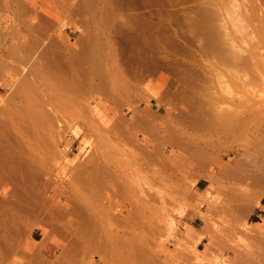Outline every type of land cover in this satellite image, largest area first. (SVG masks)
<instances>
[{"label":"rangeland","instance_id":"374dc122","mask_svg":"<svg viewBox=\"0 0 264 264\" xmlns=\"http://www.w3.org/2000/svg\"><path fill=\"white\" fill-rule=\"evenodd\" d=\"M0 56V264H264V0H0Z\"/></svg>","mask_w":264,"mask_h":264},{"label":"bare ground","instance_id":"6f19581e","mask_svg":"<svg viewBox=\"0 0 264 264\" xmlns=\"http://www.w3.org/2000/svg\"><path fill=\"white\" fill-rule=\"evenodd\" d=\"M231 2V1H230ZM9 3V2H8ZM3 4V3H2ZM226 4H227V2H226ZM223 5V4H222ZM229 5V4H228ZM237 6V5H236ZM232 7V6H231ZM234 8V7H233ZM217 9H218V7H217ZM28 10H29V7H28ZM30 11V10H29ZM210 11V10H209ZM212 11V10H211ZM229 11V10H228ZM207 12V11H206ZM209 13V12H208ZM221 13V12H220ZM234 13H235V11H234ZM222 14V13H221ZM239 15L237 12L235 13V15ZM241 14V13H240ZM234 15V16H235ZM202 16V15H201ZM220 16V15H219ZM231 17V16H230ZM32 18V17H31ZM211 18V17H210ZM213 18V17H212ZM237 18V17H236ZM218 19V18H217ZM222 19H223V16H222ZM36 20V19H35ZM234 23V22H233ZM37 25V24H36ZM40 25V24H39ZM217 25V24H216ZM215 25V26H216ZM221 25V24H220ZM222 26V25H221ZM36 27V26H35ZM33 28V27H32ZM38 27H36L35 29H37ZM49 28V27H48ZM234 28V27H233ZM34 29V28H33ZM34 29V30H35ZM31 30V29H30ZM40 30H41V28H40ZM223 30V29H222ZM237 32V31H236ZM236 32H235V34H236ZM207 33V32H206ZM36 34V33H35ZM40 34V33H39ZM46 34V33H45ZM227 35V34H226ZM225 35V36H226ZM32 36V35H31ZM41 36V35H40ZM212 36V35H211ZM38 37V36H37ZM157 37V36H156ZM228 37V36H227ZM226 37V38H227ZM239 37V36H238ZM34 38H36V37H34ZM152 38V37H151ZM231 38V37H230ZM8 39V38H7ZM47 39V38H46ZM155 39V38H154ZM228 39V38H227ZM241 39V38H240ZM243 39V38H242ZM26 40V39H25ZM52 40V39H51ZM209 40V39H208ZM231 40V39H230ZM229 39L228 40H226L227 42L228 41H230ZM53 41V40H52ZM220 42V41H219ZM213 43V42H212ZM221 43V42H220ZM225 43V42H224ZM230 43V42H229ZM228 43V44H229ZM232 43V42H231ZM27 44V43H26ZM209 44V43H208ZM36 45H38V44H36ZM47 45V44H46ZM53 45V44H52ZM66 45V44H65ZM74 45V44H73ZM231 45V44H230ZM20 46V45H19ZM27 46V45H26ZM39 46V45H38ZM50 46V45H49ZM49 46H47V47H49ZM56 46V45H55ZM218 46H219V44H218ZM235 46V45H234ZM253 46V45H252ZM259 46V45H258ZM3 47V46H2ZM67 47V46H66ZM216 47H217V44H216ZM223 47V46H222ZM230 47V46H229ZM255 47V46H254ZM40 48V47H39ZM55 48V47H54ZM219 48V47H218ZM228 48V47H227ZM235 48V47H234ZM259 48H261V47H259ZM213 49H214V47H213ZM216 49V48H215ZM233 49V48H232ZM30 50V49H29ZM43 50V49H42ZM45 50V49H44ZM50 50V49H49ZM225 50V49H224ZM258 50V49H257ZM23 51V50H22ZM28 51V50H27ZM57 51V50H56ZM223 51V50H222ZM234 51H237L236 49H234ZM55 52V51H54ZM230 52V51H229ZM243 52V51H242ZM50 53H51V51H50ZM73 53H75V52H73ZM194 53V52H193ZM10 54H11V52H10ZM27 54H28V52H27ZM27 54H26V56H27ZM33 54V53H32ZM205 54V53H204ZM207 54V53H206ZM219 54V53H218ZM220 54H221V52H220ZM223 54V53H222ZM36 55V54H35ZM216 55V54H215ZM225 55H226V52H225ZM229 55H231V54H229ZM229 55H226V56H229ZM232 55H235V54H232ZM242 55V54H241ZM2 56V55H1ZM0 56V62L1 63H3L4 61H5V59H4V61H3V57H1ZM50 56V55H49ZM53 56V55H52ZM243 56V55H242ZM252 57H254L253 55H251ZM257 56H258V54H257ZM9 57H12L13 59L14 58H16L15 56H13V54H11ZM38 57V56H37ZM45 57V56H44ZM221 57H223V56H221ZM235 58H236V55L234 56ZM238 57V56H237ZM240 57V56H239ZM52 58V57H51ZM50 58V59H51ZM219 58V57H218ZM223 58H226L225 59V61H223V62H225L226 63V61H228V60H230V59H228L227 60V58L228 57H223ZM223 58H221V60L223 59ZM230 58V57H229ZM234 58V60L236 61V59ZM232 59H233V56H232ZM231 59V61H233ZM254 59V58H253ZM253 59H251V60H253ZM19 60V59H18ZM192 60V59H191ZM198 60V59H197ZM218 60V59H217ZM239 59H237V61H238ZM240 60H241V58H240ZM255 60H256V58H255ZM8 61V60H7ZM12 61V60H11ZM13 61H15V60H13ZM17 61V60H16ZM235 61H233V62H235ZM245 62H246V60H244ZM258 61V60H257ZM262 61H264V60H262ZM218 62V61H217ZM232 62V63H233ZM240 62V61H239ZM0 63V64H1ZM230 63V62H229ZM255 63V62H254ZM253 63V64H254ZM37 64V63H36ZM40 64V63H39ZM201 64V63H200ZM239 64V63H238ZM241 64V63H240ZM16 65V64H15ZM214 65V64H213ZM219 65V64H218ZM235 65V64H234ZM244 65L246 66V63H244ZM243 64H242V66L243 67H245ZM17 66V65H16ZM43 66V65H42ZM194 66V65H193ZM230 66H232V65H230ZM252 66V65H251ZM23 67V66H22ZM45 67V66H44ZM48 66H46V68H47ZM234 67H237L236 65L234 66ZM248 67V66H247ZM49 68V67H48ZM47 68V69H48ZM187 68H188V66H187ZM210 68V67H209ZM209 68H207L208 70H210ZM225 68V67H224ZM25 69V68H24ZM50 69V68H49ZM198 69V68H197ZM211 69H213V68H211ZM247 69V68H246ZM255 69H256V67H255ZM43 70V69H42ZM55 70V69H54ZM53 70V71H54ZM241 70V69H240ZM249 70V69H248ZM25 71V70H24ZM45 71V70H44ZM43 71V72H44ZM242 71V70H241ZM25 72H27V71H25ZM50 72V71H49ZM195 72V71H194ZM211 72V71H210ZM215 72V71H214ZM237 72V71H236ZM256 72H257V70H256ZM261 72H263V71H260V72H258L259 74H261ZM238 73H239V71H238ZM196 74V73H195ZM216 74V73H215ZM241 74V73H240ZM21 75H24L23 74V71H22V74ZM27 75V74H26ZM219 75V74H218ZM197 76V75H196ZM238 76V75H237ZM31 77V76H30ZM57 77V76H56ZM260 77H263L264 78V76H263V73H262V76L260 75ZM196 80V79H195ZM261 80V79H260ZM55 81H56V79H55ZM202 81V80H201ZM221 81V80H220ZM258 81V80H257ZM264 81V80H263ZM214 83V82H213ZM212 83V84H213ZM220 83V82H219ZM222 83V82H221ZM254 83V82H253ZM262 83V82H261ZM257 84V83H256ZM259 84H260V82H259ZM193 85V84H192ZM205 85V84H204ZM221 85V84H220ZM222 86V85H221ZM220 86V87H221ZM250 86V85H249ZM260 86H261V84H260ZM214 87V86H213ZM224 87V86H223ZM263 87H264V85H263ZM187 88V87H186ZM200 88H202V87H200ZM205 88V87H204ZM203 89V88H202ZM261 89H263V88H261ZM208 90V89H207ZM222 90H223V88H222ZM224 91V90H223ZM252 91V90H251ZM203 92H204V89H203ZM225 92V91H224ZM253 92V91H252ZM210 93V92H209ZM257 93V92H256ZM15 94V93H14ZM182 94V93H181ZM186 94V93H185ZM214 94V93H213ZM226 94H228L227 92H226ZM215 95V94H214ZM259 95H261V94H259ZM12 97V96H11ZM258 97V96H257ZM253 98V97H252ZM255 98V97H254ZM175 99V98H174ZM184 99V98H183ZM212 99V98H211ZM213 99H215V98H213ZM262 99H263V97H262ZM257 100V99H256ZM255 100V101H256ZM261 100V99H260ZM194 101H195V99H194ZM193 102V101H192ZM209 102V101H208ZM215 102V100L213 101V103ZM257 102V101H256ZM258 102H259V100H258ZM189 103V102H188ZM205 103V102H204ZM212 103V104H213ZM216 103V102H215ZM233 103V102H232ZM195 104V103H194ZM210 104V103H209ZM212 104L210 105V106H212ZM189 105V104H188ZM257 105V104H256ZM206 106V105H205ZM255 106V105H254ZM254 106H252V107H254ZM258 106V105H257ZM65 107V106H64ZM195 107V106H194ZM224 107V106H223ZM261 107V106H260ZM249 108H250V106H249ZM255 108V107H254ZM254 108H250V109H254ZM257 108L258 107H256V111H257ZM262 108V107H261ZM174 109H176V108H174ZM263 109V108H262ZM254 110V111H255ZM258 110H260V108H258ZM189 111V110H188ZM205 112V111H204ZM211 112V111H210ZM247 112V111H246ZM258 112H260V111H258ZM218 113H219V111H218ZM230 113V112H229ZM234 113H240V110H239V112H235L234 111ZM241 113L243 114V111L241 110ZM203 114H205V113H203ZM222 114V113H221ZM226 114H228V113H226ZM232 114V113H231ZM247 114V113H246ZM257 114V113H256ZM259 114H261V112L259 113ZM262 114H263V116H264V113L262 112ZM262 114H261V116H262ZM184 115V114H183ZM202 115V114H201ZM206 115V114H205ZM216 115V114H215ZM225 115V114H224ZM238 115V114H237ZM237 115H236V120H240L238 117H237ZM240 115V114H239ZM244 115V117H245V114H243ZM250 115V114H249ZM195 116V115H194ZM200 116V115H199ZM202 116H204V115H202ZM208 116V115H207ZM209 116H211V115H209ZM208 116V117H209ZM226 116V115H225ZM263 116L261 117V118H263ZM175 117H176V115H175ZM206 117V116H205ZM213 117H214V115H213ZM230 117V116H229ZM216 119H215V122L216 121H218V120H223V118L222 117H219L218 118V114H217V117H215ZM221 118V119H220ZM225 118V120H229L228 119V117H227V119H226V117H224ZM233 118V117H232ZM242 118V117H241ZM252 118V117H251ZM183 119V118H182ZM202 119V118H201ZM205 119H207V118H205ZM210 119H211V117H209V121H210ZM235 119L233 118V120L235 121ZM250 119V118H249ZM264 119V118H263ZM123 120H126V119H123ZM195 120V119H194ZM212 120V119H211ZM224 120V121H225ZM231 120V119H230ZM241 121V120H240ZM249 121V120H248ZM129 122V121H128ZM237 122V121H236ZM191 123V122H190ZM221 123H223V121L221 122ZM225 123V122H224ZM223 123V124H224ZM227 123V122H226ZM231 123H233V122H231ZM241 123H242V121H241ZM247 123V122H246ZM129 124V123H128ZM218 124V123H217ZM235 124V123H234ZM237 124H239V123H237ZM254 124V123H253ZM123 125V124H122ZM183 125V124H182ZM204 125V124H203ZM202 125V126H203ZM228 125V124H227ZM241 125V124H240ZM190 126V125H189ZM224 126H225V124H224ZM223 126V127H224ZM229 126V125H228ZM214 127H215V125H214ZM222 127V126H221ZM230 127H232V126H230ZM251 127V126H250ZM258 127H259V125H258ZM261 127H263V126H261ZM129 128V127H128ZM212 128V127H211ZM218 129H219V127H217ZM197 129V128H196ZM228 129V128H227ZM231 129V128H230ZM234 129V128H233ZM213 130H214V128H213ZM245 131V130H244ZM208 132V131H207ZM214 132V131H213ZM219 132V131H218ZM218 134V133H217ZM222 134H224V133H222ZM226 134V133H225ZM224 134V135H225ZM9 135V134H8ZM11 135V134H10ZM198 135V134H197ZM241 135V134H240ZM228 136V135H227ZM178 141V140H177ZM10 142V141H9ZM175 142V141H174ZM12 143V142H11ZM165 143V142H164ZM201 143V142H200ZM12 144H14V143H12ZM182 144V143H181ZM177 145V144H176ZM179 145V144H178ZM12 146V145H11ZM183 146V145H182ZM204 146V145H203ZM258 146V145H257ZM179 147V146H178ZM187 147V146H186ZM189 147V146H188ZM193 147V146H192ZM206 148H208V146L206 145ZM216 148H217V146H216ZM259 149V148H258ZM193 150V149H192ZM257 150V149H256ZM262 150V149H261ZM196 151V150H195ZM260 151V150H259ZM145 152H147V151H145ZM199 152V151H198ZM261 152V151H260ZM250 153V152H249ZM199 154V153H198ZM261 155H263V154H261ZM156 156V155H155ZM194 156V155H193ZM192 156V157H193ZM199 156V155H198ZM218 156V155H217ZM244 156V155H243ZM251 156V155H250ZM257 156V155H256ZM249 157V156H248ZM259 157V156H258ZM150 158H151V156H150ZM236 158V157H235ZM237 158H239V157H237ZM255 158H257V157H255ZM263 158V157H262ZM152 159V158H151ZM196 159V158H195ZM214 159H215V157H214ZM194 160V159H193ZM258 160V159H257ZM263 160V159H262ZM204 161V160H203ZM240 161V160H239ZM157 162V161H156ZM206 162V161H205ZM207 163V162H206ZM212 163V162H211ZM241 163V162H240ZM246 163H248V162H246ZM246 163H245V166H246ZM262 163V162H261ZM160 164H161V162H160ZM236 164H238V163H236ZM263 165H264V163H262ZM240 165V164H239ZM249 165V164H248ZM226 166V165H225ZM256 166V165H255ZM257 166H261V165H257ZM247 167V166H246ZM165 168H166V166H165ZM235 169L237 168V167H234ZM248 168V167H247ZM264 168V167H263ZM203 169V168H202ZM223 169V168H222ZM226 169V168H225ZM227 169H228V167H227ZM241 168H239L238 167V170H240ZM251 169V168H250ZM262 168H260V170H261ZM231 171V170H230ZM241 171V170H240ZM244 171V170H243ZM242 171V172H243ZM245 171H247V170H245ZM244 171V172H245ZM248 171H250L249 169H248ZM245 172V173H248L247 175H246V178L248 177V175H250L249 174V172ZM259 171V170H258ZM257 171V172H258ZM200 172V171H199ZM232 172V171H231ZM116 173V172H115ZM224 173V172H223ZM250 173H252V171L250 172ZM113 174V173H112ZM117 174V173H116ZM221 174V173H220ZM226 174V173H225ZM239 174V173H238ZM242 174V173H241ZM118 175V174H117ZM194 175V174H193ZM243 175V174H242ZM252 175V174H251ZM259 178L261 179V181H263L264 180V171H263V169H262V171H259ZM90 176H92V175H90ZM89 176V177H90ZM94 176V175H93ZM96 176V175H95ZM114 176H115V174H114ZM229 176V175H228ZM245 176V175H244ZM253 176V175H252ZM98 177V176H97ZM220 177V176H219ZM234 177V176H233ZM239 177V176H238ZM249 178V177H248ZM250 178H251V176H250ZM254 177H252L251 178V180L253 179ZM219 179V178H218ZM239 179V178H238ZM241 179V178H240ZM85 180V179H84ZM88 180H89V178H88ZM96 180V179H95ZM250 180V181H251ZM101 181H103L104 182V180H101ZM229 181V180H228ZM237 181V180H236ZM242 181V180H241ZM87 182V181H86ZM94 182V181H93ZM102 182V183H103ZM239 182V181H238ZM253 182V181H252ZM101 183V182H100ZM254 183V182H253ZM252 184V183H251ZM255 184V183H254ZM96 185H97V183H96ZM99 185V184H98ZM257 185V184H256ZM5 193V192H4ZM77 195L82 199V201H83V204L82 205H77V207L80 209V213H78V214H80L81 215V217L79 216V218H83V220H85V221H78L76 218H75V220H77L78 222H81L82 224H85L84 226L86 227V228H84L83 226H82V229H84V230H82L81 229V224L80 223H78V224H80L79 225V229L78 228H73V235L75 236V238H77V240H86L87 238V235H88V237H90V238H93V236L95 235L96 237H97V235H99V233H103L104 235H106V237H113V235L115 234V231H109L108 229H106L107 228V219L108 218H110V217H106V211H105V208H103V206L102 205H100L99 204V201H98V198H95V196H92L91 198H89V197H87V196H85V195H81V194H79V193H77ZM154 197V196H153ZM152 202V201H151ZM151 202H149V201H147L146 202V205H148L151 209L153 208L151 205ZM106 207V206H105ZM149 208V209H150ZM164 208V207H163ZM77 209V208H76ZM79 209L77 210V211H79ZM108 210V209H107ZM148 212V211H147ZM149 213V212H148ZM73 215H74V213H73ZM112 215V214H111ZM75 216V215H74ZM108 216H110V213H109V215ZM76 217V216H75ZM82 220V219H81ZM72 221H73V219H72ZM85 222V223H84ZM73 223H76V221L74 222L73 221ZM74 225V224H73ZM75 227V226H74ZM76 227H77V225H76ZM137 229V228H136ZM108 230V231H107ZM87 233L86 235H85V233ZM83 234H84V237H83ZM128 234V233H127ZM116 235V234H115ZM130 235V234H129ZM86 236V237H85ZM122 236V235H121ZM120 236V237H121ZM124 236V235H123ZM86 238V239H83V238ZM115 237V236H114ZM122 238V237H121ZM87 241H89V239H87ZM90 241H91V239H90ZM89 241V242H90ZM87 243V244H86ZM84 242L83 244V246H84V248H86L87 246H88V242ZM153 245V244H152ZM140 250V249H139ZM138 250V251H139ZM145 250V249H144ZM140 251H142V250H140ZM77 252V251H76ZM10 253V252H9ZM80 253V252H79ZM77 254V253H76ZM138 254V253H137ZM143 254H144V252H143ZM142 254V255H143ZM75 255V254H74ZM73 255V256H74ZM79 255V254H78ZM146 255V254H145ZM72 256V257H73ZM141 258H142V256H141ZM73 259H74V257H73ZM77 259V258H76ZM151 259V258H150ZM1 261V260H0ZM101 261V263L100 264H103V260L101 259L100 260ZM10 262V261H9ZM44 262H45V259H44ZM57 263V262H56ZM74 263H75V260H74ZM73 263V264H74ZM77 263V262H76ZM99 263V262H98ZM97 263V264H98ZM13 264V263H12ZM70 264V263H69ZM82 264H84V261H82ZM87 264H96L94 261H89V263H87Z\"/></svg>","mask_w":264,"mask_h":264}]
</instances>
